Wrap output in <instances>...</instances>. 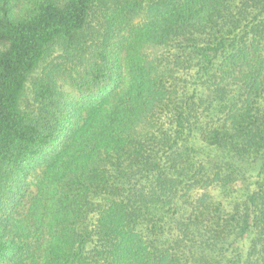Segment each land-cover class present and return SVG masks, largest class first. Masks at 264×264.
<instances>
[{
	"label": "trees",
	"instance_id": "obj_1",
	"mask_svg": "<svg viewBox=\"0 0 264 264\" xmlns=\"http://www.w3.org/2000/svg\"><path fill=\"white\" fill-rule=\"evenodd\" d=\"M17 1L0 0V176L45 163L64 230L55 254L65 264H264V0ZM123 37L119 80L117 52L114 70L108 60ZM58 40L78 50L72 63L87 54L80 82L97 100L81 124L49 78L35 85L37 113L19 108ZM150 48L161 53L150 59ZM207 185L244 193L226 210L194 192ZM7 242L0 235V261Z\"/></svg>",
	"mask_w": 264,
	"mask_h": 264
},
{
	"label": "rangeland",
	"instance_id": "obj_2",
	"mask_svg": "<svg viewBox=\"0 0 264 264\" xmlns=\"http://www.w3.org/2000/svg\"><path fill=\"white\" fill-rule=\"evenodd\" d=\"M31 1L34 0H18L17 5L25 4L30 6ZM134 20L137 25H140L142 20H144V15ZM83 40L81 39L80 41ZM129 41V37H123L119 48L120 51L119 49L113 51L108 60V64L114 70L116 59L113 54L117 52L118 60L116 64L120 66L121 74L119 80L122 77L127 78V57L129 52L127 44ZM117 45L118 42L116 43ZM83 46L85 48V44ZM116 46L113 49H116ZM77 51H65L60 40L47 49L43 60L37 64L25 83L19 100V108L22 111L37 113L39 102L35 100L34 96L35 85L49 78L55 82L58 91L67 98V104H74V108L78 112H76L75 119L81 124L82 118L86 114L87 104L89 105L90 102L96 103L97 98L96 96L94 98L92 94L89 95L92 90L88 93L83 92L85 84L80 82V77L84 74V68L89 63L85 61L86 53L81 62L72 63L73 58H77L75 57ZM141 52L148 53L149 58L153 59L161 53V50L150 48L143 49ZM80 54L83 56L82 53ZM253 65L255 68L259 67L257 59ZM247 70V73H249V68ZM260 76L261 79L264 78V68ZM56 148L59 149V147ZM203 153L212 155L217 152L205 149ZM12 171L9 170L8 173L6 172L5 175L0 176V181L5 179L3 189L0 187V235L8 240L7 244L9 246L0 264H65L55 254L57 251L56 244L60 241V235L64 230L62 225L56 222L58 212L54 198L49 192L47 166L41 160L29 165L24 173ZM243 186L238 187V192H222L221 189L214 185H207L205 187H197L194 192H198L197 195L209 196L212 200L222 204L226 210H229L236 198V200L241 199L244 193L242 192ZM238 245L239 253L240 250L245 252L248 240L246 239ZM223 257L226 258L225 262H227L234 256L230 252H225Z\"/></svg>",
	"mask_w": 264,
	"mask_h": 264
}]
</instances>
